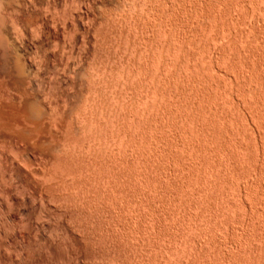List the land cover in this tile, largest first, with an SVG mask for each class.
Wrapping results in <instances>:
<instances>
[{"label":"rangeland","instance_id":"obj_1","mask_svg":"<svg viewBox=\"0 0 264 264\" xmlns=\"http://www.w3.org/2000/svg\"><path fill=\"white\" fill-rule=\"evenodd\" d=\"M262 59L264 0H0V264H264Z\"/></svg>","mask_w":264,"mask_h":264},{"label":"bare ground","instance_id":"obj_2","mask_svg":"<svg viewBox=\"0 0 264 264\" xmlns=\"http://www.w3.org/2000/svg\"><path fill=\"white\" fill-rule=\"evenodd\" d=\"M241 31H242V30H241ZM244 32H245V31H244ZM218 33H219V32H218ZM239 33H240V31H239ZM241 33H243V32H241ZM246 33H247V32H246ZM219 34H220V33H219ZM236 34H237V33H236ZM236 34H235V36H236ZM240 35H241V34H240ZM240 35H239V36H240ZM214 36H215V35H214ZM214 36H213V38H214ZM218 36H219V35H217V36L215 37L217 40H218ZM239 36H237V39H236L237 41H238V38H241V37H239ZM241 36H242V35H241ZM220 38H221V37H220ZM235 38H236V37H235ZM214 40H215V39H214ZM250 50H251V49H250ZM222 51H223V50H222ZM224 51H225V50H224ZM217 53H218V52H217ZM218 54H219V53H218ZM225 54H226V53H225ZM211 55H212V54H211ZM216 55H217V54H216ZM226 55H227V54H226ZM219 56H220V55H219ZM209 57H210V56H209ZM213 57H214V56H213ZM216 57H217V56H216ZM222 57H224V55L221 56L220 58H222ZM225 58H227V57H225ZM247 58H249V57H247ZM244 59H246V58H244ZM209 60H210V59H209ZM247 60H248V59H247ZM247 60H245V61H247ZM262 60H264V59H262ZM248 61H249V60H248ZM214 62H215V61H214ZM243 62H244V61H243ZM263 62H264V61H263ZM211 64H212V63H211ZM215 64H216V63H215ZM233 64H234V63H233ZM248 64H250V63H248ZM230 65H232L231 62H230ZM244 65H245V64H244ZM244 65H243V66H244ZM250 65H252V64H250ZM250 65H249V66H250ZM233 66H236V65H233ZM249 66H248V68H249ZM240 67H241V66H240ZM240 67H239V68H240ZM246 67H247V66H246ZM233 68H234V67H233ZM235 68H237V66H236ZM239 68H238V69H239ZM244 68H245V67H244ZM242 69H243V68H242ZM240 71H241V70H239V72H240ZM241 72H242V71H241ZM241 76H243V75H241ZM243 77H244V76H243ZM243 77H242V79H245V77H244V78H243ZM244 92H245V91H244ZM167 93H168V92H167ZM169 95H170V94H169ZM165 113H166V112H165ZM240 113H241V112H240ZM247 114H248V113H247ZM247 114H246V115H247ZM240 116H241V115H240ZM247 116H248V115H247ZM245 118H246V116H245ZM249 119H250V118H249ZM194 120H196V119H194ZM222 120H223V119H222ZM226 120H227V119H226ZM187 121H188V120H187ZM187 121H185V122H187ZM189 121H190V120H189ZM196 122H198V121H196ZM199 122H201V121H199ZM167 123H168V122H167ZM191 123H192V122H191ZM194 123H195V122H194ZM192 124H193V123H192ZM196 124H198V123H196ZM203 124H204V123H203ZM169 125H170V123H169ZM169 125H168V126H169ZM198 125H200V123H199ZM161 126H162V125H161ZM201 127H202V125H201ZM203 127H204V125H203ZM203 127H202V128H203ZM166 128H167V127H166ZM168 128H169V127H168ZM171 128H172V127H171ZM197 128H198V127H197ZM199 128H200V127H199ZM202 128H201V129H202ZM162 129H163V126H162ZM203 129H204V128H203ZM203 129H202V130H203ZM206 129H207V128H206ZM169 130H170V129H169ZM171 130H172V129H171ZM196 130H197V129H196ZM256 130H257V129H256ZM256 130H255V131H256ZM165 131H166V130H165ZM171 132H172V131H171ZM201 132H202V131H201ZM257 132H258V131H257ZM258 133H259V132H258ZM256 138H257V137H256ZM258 138H259V137H258ZM149 142H150V141H149ZM193 143H194V142H193ZM191 144H192V143H191ZM236 144H237V142H236ZM259 144H260V143H259ZM263 144H264V143H263ZM147 145H148V144H147ZM188 145H189V143H188ZM234 145H235V144H234ZM191 146H192V145H191ZM237 146L240 147L241 145H240V146L237 145ZM192 147H193V146H192ZM244 149H245V148H244ZM177 154H178V153H177ZM177 154H175V155H177ZM232 154H233V153H232ZM237 154H238V153H237ZM177 156H178V155H177ZM216 156H218V155H216ZM219 156H220V155H219ZM223 156H224V155H223ZM233 156H234V155H233ZM233 156H232V158H233ZM179 157H180V156H179ZM226 157H227V156H226ZM228 157H229V156H228ZM224 158H225V157H224ZM228 159H229V158H228ZM233 159H234V158H233ZM236 160H237V159H236ZM236 160H235L234 162H236ZM215 162H216V161H215ZM227 162H228V161H227ZM231 162H232V161H231ZM232 164H233V163H232ZM199 165H201V164H199ZM216 165H217V164H216ZM218 165H221V164H218ZM224 165H225V164H224ZM233 165H234V164H233ZM188 166H189V165H188ZM193 166H194V165H193ZM196 167H197V166H196ZM200 167H201V166H200ZM217 167H218V166H217ZM222 167H223V166H222ZM198 168H199V167H198ZM198 168H196V169H198ZM219 168H220V166H219ZM190 169H191V168H190ZM201 169H202V168H201ZM192 170H193V169H192ZM202 170H203V169H202ZM221 170H222V169H221ZM210 172H211V171H210ZM215 172H216V171H215ZM224 172H225V171H224ZM211 173H214V172H211ZM222 173H223V172H222ZM213 176H214V175H213ZM218 176H219V175H218ZM210 178H211V177H210ZM214 180H215V179H214ZM225 180H226V179H225ZM209 181H210V180H209ZM245 181H246V180H245ZM203 184H204V183H203ZM213 184H214V183H213ZM224 184H225V183H224ZM199 185H200V184H199ZM208 185H209V184H208ZM244 185H245V184H244ZM212 186H213V185H212ZM214 186H215V185H214ZM217 186H218V185H217ZM242 186H243V185H242ZM199 187H200V186H199ZM203 188H204V187H203ZM229 188H230V187H229ZM242 188H243V187H242ZM208 189H209V188H208ZM237 189H238V188H237ZM237 189H236V190H237ZM197 190H198V189H197ZM201 190H202V189H201ZM203 190H204V189H203ZM203 190H202V191H203ZM205 190H207V189H205ZM212 190H213V189H212ZM241 191H242V190H241ZM196 192H197V191H196ZM211 192H212V191H211ZM246 192H247V191H246ZM216 193H217V192H216ZM241 193H243V192H241ZM197 194H199V193H197ZM212 194H213V193H212ZM239 194H240V193H239ZM208 195H209V194H208ZM242 196H243V195H242ZM245 196H246V195H245ZM198 197H199V196H198ZM202 197H203V196H202ZM240 198H241V197H240ZM195 204H196V203H195ZM215 205H216V204H215ZM255 206H256V205H255ZM224 207H225V206H224ZM216 208H217V207H216ZM253 208H254V207H253ZM255 208H256V207H255ZM201 209H202V208H201ZM223 209H224V208H223ZM200 211H201V210H200ZM203 211H204V210H203ZM223 211H226V210L224 209ZM201 212H202V211H201ZM218 212H219V211H218ZM226 212H227V211H226ZM226 212H225V213H226ZM255 212H256V211H255ZM208 213H209V212H208ZM256 213H259V212L257 211ZM214 214H215V213H214ZM220 214H221V213H220ZM205 215H206V214H205ZM224 215H225V214H224ZM249 215H250V214H249ZM253 215H254V214H253ZM209 216H210V215H209ZM248 217H249V216H248ZM250 217H251V216H250ZM212 218H213V217H212ZM215 219H216V218H215ZM215 219H214V220H215ZM218 219H219V218H218ZM250 220H251V219H250ZM196 221H197V220H196ZM225 221H226V220H225ZM182 222H183V221H182ZM209 222H210V221H209ZM220 222H221V221H220ZM199 223H200V222H199ZM202 223H203V222H202ZM206 223H207V222H206ZM210 223H211V222H210ZM213 223H214V222H213ZM249 223H250V222H249ZM185 224H186V223H185ZM192 224H193V223H192ZM197 224H198V222H197ZM200 224H201V223H200ZM207 224H208V223H207ZM214 224H215V223H214ZM214 224H213V225H214ZM222 224H223V223H222ZM242 224H243V223H242ZM193 225H194V224H193ZM198 225H199V224H198ZM219 225H220V224H219ZM199 226H200V225H199ZM224 226H225V225H224ZM244 226H245V225H244ZM179 227H180V226H179ZM191 227H192V226H191ZM191 227H190V228H191ZM201 227H202V226H201ZM197 228H198V227H197ZM207 228H208V226H207ZM209 228H210V226H209ZM243 228H245V227H243ZM247 228H248V227H247ZM191 229H192V228H191ZM199 229H202V228H199ZM224 229H225V228H224ZM159 230H160V229H159ZM186 230H187V228H186ZM209 230H210V229H209ZM213 230H214V229H213ZM191 231H192V230H191ZM197 231H198V230H197ZM206 231H207V230H206ZM193 232H194V231H193ZM187 233H188V232H187ZM196 233H197V232H196ZM201 233H202V232H201ZM183 234H184V233H183ZM203 234H204V233H203ZM181 235H182V234H181ZM191 235H192V234H191ZM199 235H200V234H199ZM199 235H198V236H199ZM183 236H184V235H183ZM193 236H194V235H193ZM209 236H210V235H209ZM180 237H181V236H180ZM184 237H185V236H184ZM188 237H190V236H188ZM185 238H186V237H185ZM194 238H195V237H194ZM183 239H184V238H183ZM186 239H187V238H186ZM205 239H206V238H205ZM181 240H182V239H181ZM201 240H202V239H201ZM203 241H204V240H203ZM184 242H185V241H184ZM190 242H191V241H190ZM197 242H198V241H197ZM173 243H174V241H173ZM180 243H181V242H180ZM174 244H176V243H174ZM181 244H182V243H181ZM184 244H185V243H184ZM189 244H190V243H189ZM189 244H188V245H189ZM192 244H193V243H192ZM165 246H166V245H165ZM169 246H170V245H169ZM169 246H168V248H169ZM190 246H191V245H190ZM194 246H195V245H194ZM187 247H188V246H187ZM200 248H201V247H200ZM171 249H172V248H171ZM185 249H186V248H185ZM168 250H169V249H168ZM174 250H176V248H175ZM188 250L190 251L189 248H188ZM181 251H182V250H181ZM200 251H201V250H200ZM176 252H177V251H176ZM195 252H196V251H195ZM198 252H199V251H198ZM172 253H173V252H172ZM174 253H175V252H174ZM180 253H181V252H180ZM201 253H202V252H201ZM184 254H185V253H184ZM202 254H203V253H202ZM188 255L191 256L190 254H188ZM188 255H187V256H188ZM180 256H181V255H180ZM199 257L202 258L201 256H199ZM178 258H179V257H178ZM188 258H189V257H188ZM190 259H191V258H190ZM192 259H193V258H192ZM195 259H196V258H195ZM185 260H186V259H185ZM199 260H200V259H199ZM187 261H188V260H187ZM178 262H179V261H178ZM180 262H181V261H180ZM198 262H199V261H198ZM185 263H186V261H185ZM185 263H184V264H185Z\"/></svg>","mask_w":264,"mask_h":264}]
</instances>
